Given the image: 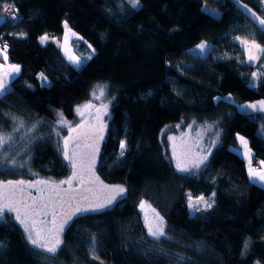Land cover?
I'll list each match as a JSON object with an SVG mask.
<instances>
[{
  "label": "trees",
  "instance_id": "1",
  "mask_svg": "<svg viewBox=\"0 0 264 264\" xmlns=\"http://www.w3.org/2000/svg\"><path fill=\"white\" fill-rule=\"evenodd\" d=\"M261 1L140 0L133 8L127 0H0V16L12 6L21 17L15 24L0 19L6 61L20 68L0 96V130L11 136L0 180L65 178L60 121L76 125L77 108L102 90L110 115L96 172L127 191L109 208L75 217L55 253L34 248L5 216L0 264H264V187L250 180L247 161L235 151L244 137L254 160L264 162V113L235 106L264 101V55L257 65L215 58L237 53V37L249 35L264 47V30L244 7L264 19ZM65 22L95 49L80 68L53 40H63ZM45 34L49 40L41 44ZM201 43L212 51L195 54ZM228 96L233 103L223 100ZM193 123L212 129L208 157L180 172L167 137ZM189 195L211 198L212 205L191 215ZM141 204L165 223L158 239L148 232Z\"/></svg>",
  "mask_w": 264,
  "mask_h": 264
},
{
  "label": "snow or ice",
  "instance_id": "2",
  "mask_svg": "<svg viewBox=\"0 0 264 264\" xmlns=\"http://www.w3.org/2000/svg\"><path fill=\"white\" fill-rule=\"evenodd\" d=\"M128 2L131 4L133 8H137L140 5V0H128ZM245 9L251 13V15L258 21L259 25L261 26L262 30H264V19H261L259 16H256L255 13L251 12V9H247V6H244ZM5 13L9 11V8L5 7L3 9ZM0 19H3L2 16H0ZM15 19V17H13ZM65 33L63 36L64 43L61 44L59 41H56V38H53L54 42H57L58 46L62 48L64 51L65 57L69 61V63L75 65L77 68H80L83 64V60L80 56L75 55L70 47L68 46V41L70 37H75L77 40L83 39L82 37H79L75 32L72 31L71 28H69L67 22L64 23ZM237 40H240L241 44L246 46V51L248 54V60L249 61H255L258 59V56L254 54L253 50H255L256 53H264V47H261L259 44L255 43L253 40L251 43L246 39H241L240 37L236 38ZM41 44L46 43L49 40V36L47 34L41 36L39 38ZM201 53L205 52L207 50V45L204 43H201L197 46ZM89 48H91V45H89ZM6 49L7 44L4 45V50L0 51V56L3 57L4 60H7L6 55ZM95 49H93V52ZM86 59L90 60L91 56L86 57ZM3 65H0V68H2ZM11 71L15 73H19L20 69L18 66L12 65L10 66ZM10 73L5 72L3 75H0V94H3L6 90L7 82H8V76ZM255 75V74H254ZM44 80H46V77H42ZM103 94V91H101V95ZM98 98V97H97ZM93 107V105L85 104L83 106L84 109H88ZM245 107L252 109L253 111H261L264 112V101L260 102L259 108H257V105L255 104H249ZM78 113L83 114L81 108H77L76 110ZM61 123H66V121L61 120ZM81 131L79 133L80 136L84 138H95L97 137V133L91 129H84L83 126H79ZM73 131H76V129H73ZM98 138H102V136H99ZM76 139V138H73ZM174 139V138H170ZM11 140V136L4 135L2 130H0V148H3L5 144H8ZM239 140L241 144L244 146L245 149L248 147V142L244 139V137H239ZM121 149L125 148V144L121 143L120 145ZM97 149L93 146V152L87 155L80 154L77 152H72V154H69L68 151V140L66 139L64 141V148H63V156L64 159L68 161L69 165L73 168L72 176L68 180H64L60 182V185L67 184L69 185V190H66L64 196H60L59 188L60 185H56L52 191L54 195H50L46 200H44L41 203H37L35 200H28L25 199L23 192L25 185V181H17V182H8L7 184L0 183V222L4 221V214L5 212L14 213V219L16 222H18L22 227L26 234V238L28 242L37 249H42L45 252L48 253H55L59 247L60 241V234L62 233L65 224L68 222L69 219H71V216L76 212H89V211H100L106 207H108L117 196L123 195L125 192V189L120 186L115 187H108L106 185H103L102 182H99V178L95 177V174L93 172L94 162H95V153ZM123 151H121V155H123ZM174 155L176 156V168L180 172H190L193 169H198L199 166L204 162L206 157H188L187 153H184L183 155H178L175 153L174 149ZM245 156L248 159V169H249V177L250 179L255 181H260L264 183V171L259 170L258 168H254L252 166V159L248 151L245 152ZM264 163V162H261ZM85 172L90 173L91 175L88 177L89 182H98L101 184L102 188L105 189L108 192V195L103 199V201H100L97 199L96 201H89L86 205L77 204L74 208L73 212H63V206L65 203H69L71 199H75V196L70 195L71 190V184L72 181L80 178L81 182L84 181V174ZM41 183H49L47 181L41 182ZM28 187H33L34 185L28 184ZM58 196L59 199H55L54 197ZM87 199V197H85ZM203 205L204 207H211V203H209L203 196H200L197 198V200L193 203L192 197L189 195V207L193 208L196 211L200 210V205ZM51 205L52 211L51 213L47 212V209ZM61 208V214L59 218L57 217L56 208ZM69 207H71V204L69 203ZM144 205L141 204V208H143ZM154 211V210H153ZM43 212L44 215H51L52 219L51 221L47 220H37V217L41 215ZM158 216V214H157ZM147 221V217H146ZM51 224V227H45L44 225ZM39 225V226H38ZM148 232L150 235L156 237L157 239L160 236L164 235L163 231V222L161 220L160 224L156 225L155 228L151 223L147 224ZM93 248L95 247L93 242Z\"/></svg>",
  "mask_w": 264,
  "mask_h": 264
},
{
  "label": "rangeland",
  "instance_id": "3",
  "mask_svg": "<svg viewBox=\"0 0 264 264\" xmlns=\"http://www.w3.org/2000/svg\"><path fill=\"white\" fill-rule=\"evenodd\" d=\"M260 3H261V5H260L261 9L264 10V0H262ZM205 11H207V12H209L212 15H215L217 17L219 16L218 11L211 9L208 6H205ZM241 39H246L250 43L252 42L249 35L245 36L244 38H241ZM56 41H59V40L56 39ZM235 42L239 45V51L237 53H232V54L226 53V52L216 53L215 58L221 59V58H224L227 56H234L236 58H239L240 60H244L245 63L250 64V65H257L259 63L260 58L264 55V53H256L255 50H253L254 54H256L258 56V59L255 61H249L248 60V54L246 51V46L241 44L240 40L235 39ZM59 43L63 44L64 41L63 40L59 41ZM81 45H83L82 39L77 40L75 37L69 38L68 46L70 47L71 51L75 55H78L81 57V59L83 60V64H84L85 62H88L92 59L93 51L91 50V48H89V46L87 44H84L82 46L83 47L82 50L78 51L77 49L80 48L79 46H81ZM207 46L208 47H207V50L205 52L201 53L199 48H196L194 50V53L197 55H200V56L207 55L209 52L212 51V47L210 45H207ZM61 50H62V48H61ZM62 53L65 56L63 50H62ZM88 56H91L90 60L86 59V57H88ZM66 60H67V58H66ZM259 72H261V71H259ZM0 75H3L1 70H0ZM259 76H260V73H256L255 79L257 80L259 78ZM44 83H45V85L49 84L48 81H46V80ZM7 88H8V83H7L5 92L3 94H0V96H3L4 94L7 93ZM101 91L102 90H98L95 93H93L91 100L88 103H86V104L90 103L91 105H93V107L88 108V109H84L83 106L85 104L80 107L83 114H80L77 112V116H78V120H79L78 123L76 125H72L69 123L62 124L61 127H63L62 128L63 131L58 133V136L56 138L57 146L61 150L62 155H63L64 141L66 139L68 140V151H69L70 155L72 154V152H77V153L84 154V155L90 154L93 152V146H94L97 149V151L95 153V162H94L93 172L95 174V177H98V178H99V176L97 175L96 170H97L99 155H100V151H101V145H102V142H103V139L105 136V131H106V128L108 125V119H109V115H110L109 106L102 102L103 94L101 95ZM218 100H220V99H217V101ZM223 100H225L229 103H233L232 98L229 96L225 97ZM260 102L261 101H258V102L252 103V104L257 105V107L259 108ZM246 105L247 104L240 106V105L235 104V106L237 108H239L241 111H243L245 113L252 112V109L245 107ZM259 112H261V111H258V113ZM261 113H264V112H261ZM81 125L83 126L84 129H91V130L95 131L97 133V137H95V138H84V137L80 136L79 133H80L81 129L79 126H81ZM73 129H76V131H73ZM211 131H212V129L208 125L196 126L193 123L187 128V130L185 132H180L179 136L173 135V134L168 135V137H167L168 151H169V155H170L171 159L173 160L175 166H176V156L174 155V149H175V153L178 155H183L184 153H187L188 157L199 158V157L203 156V157H206V159H207L208 150H209V146H208L207 142H208V137H209V134L211 133ZM99 136H102V138H98ZM73 138H76V139H73ZM170 138H174V139H170ZM214 142H216V139L215 140H214V138L211 139L210 143H214ZM235 151L242 158H244L248 163V159L245 156L246 150L242 146L239 149H235ZM0 154L2 155L0 157V159L7 157L4 154H2V148H0ZM63 158H64V156H63ZM206 159L204 160V162L206 161ZM65 161H66V164L68 167V174L65 178H63L61 180L46 179V178L41 177L40 175H33L31 178H28L26 180L25 179L17 180V181H25L26 182L25 185L23 186V188H24L23 195H24L25 199L35 200L37 203H41L44 200H46L50 195H54L52 189L56 185H60L61 181L68 180L72 176V173H73V168L69 165L67 160H65ZM252 166H253V161H252ZM260 166H261V170L264 171V163H260ZM90 175H91L90 173L85 172L83 182H81L79 177L72 181L70 195L75 196V199H71L69 201V203L71 204V207H69V203L64 204L63 212H73L75 206L78 203L81 205H86V204H88V202L90 200L96 201L97 199H99L100 201H103V199L108 195V192L102 188L100 183L89 182L88 177ZM248 175H249V170H248ZM17 181L0 180V183L7 184L8 182H17ZM44 181H47L49 183H47V184L41 183ZM99 182H102L103 185H106L110 188L115 187V186L123 187L121 185H107L100 178H99ZM260 183L262 184V182H260ZM28 184H32L34 186L28 187L27 186ZM123 188L125 189V187H123ZM66 190H69V185H67V184L60 185V188H59L60 196H64ZM126 193H127V191L125 189V192L123 193V195L117 196L115 198V200L108 207H106L104 209L109 208L110 206L115 204L117 201L124 198L126 196ZM85 197H87V199H85ZM54 198L57 200L59 199L58 196H56ZM197 198L192 197V202L194 203L197 200ZM205 200H207L212 205V199L211 198H205ZM143 205H144V207L141 209H142V213H143V217H144L146 225L148 223H151L155 228V226L160 224V222L162 220L163 231L165 232V223H164L163 219L160 217V215L155 210L153 211V209L150 206H148L147 204H143ZM199 207H200L199 211L210 208V207H204L202 204ZM104 209H102V210H104ZM51 211H52V207L50 205L49 208L47 209V212L51 213ZM199 211H196L193 208H190V214L191 215H194L195 213H197ZM93 212H98V211L74 213L71 216V219H69L68 222L65 224L64 229H63L62 233L60 234L61 243H62L63 233H64L65 229L73 221V219L75 217H77L81 214H87V213H93ZM56 213H57V217L59 218V216L61 214V208L57 207ZM157 214H158V216H157ZM14 215H15L14 213L5 212L4 217L10 216L12 219H14ZM146 217H147V221H146ZM51 219H52L51 215H44L43 212L41 213V215L39 217H37L38 221L47 220L50 222ZM16 223L19 224L18 222H16ZM44 226L45 227H51V224L49 223V224L44 225ZM21 228L23 229L22 226H21ZM61 243L59 244V246L61 245ZM40 250H42V249H40Z\"/></svg>",
  "mask_w": 264,
  "mask_h": 264
},
{
  "label": "crops",
  "instance_id": "4",
  "mask_svg": "<svg viewBox=\"0 0 264 264\" xmlns=\"http://www.w3.org/2000/svg\"><path fill=\"white\" fill-rule=\"evenodd\" d=\"M0 51H2V50H0ZM0 65H3V67L2 68H0V70H1V72L4 74L5 72H8V73H10V75L8 76V88H7V92L10 90V83L16 78V77H18V75L20 74V71H19V73H15V72H12L11 71V68H10V66H12V64H9L6 60H4L3 59V57L2 56H0ZM16 66V65H15ZM20 69V68H19ZM250 104H252V103H250ZM247 105H249V104H247ZM241 106H243V105H241ZM258 108V107H257ZM239 109V108H238ZM240 110V109H239ZM241 111V110H240ZM241 112H243V111H241ZM258 113V111H253L252 110V112H249V113H247V114H257ZM259 113H261V112H259ZM246 140V139H245ZM247 141V140H246ZM248 142V141H247ZM239 145H240V148H241V146L244 148V146L241 144V142H240V140H239ZM245 149V148H244ZM246 151H248L249 152V154H250V156H251V159L253 158V154H252V152H251V150H250V148H249V143H248V147H247V149H245ZM255 183H257V184H259L260 186H264V183H260V181H255Z\"/></svg>",
  "mask_w": 264,
  "mask_h": 264
},
{
  "label": "built area",
  "instance_id": "5",
  "mask_svg": "<svg viewBox=\"0 0 264 264\" xmlns=\"http://www.w3.org/2000/svg\"><path fill=\"white\" fill-rule=\"evenodd\" d=\"M5 7L9 8V11L7 13H5L3 11V9ZM5 7H3L1 9V13L3 15V18L6 19V20H9L11 23H14V24L18 23L21 20V17L19 15V13L17 12V10L14 7H12V6H5ZM13 17H15V19H13ZM4 45L5 44H1L0 43V50H4ZM8 49H9V46L7 45V49L6 50H8ZM252 161H253V167L254 168H258L259 170H261V167L258 165L259 164L258 161L254 160V158H252Z\"/></svg>",
  "mask_w": 264,
  "mask_h": 264
},
{
  "label": "water",
  "instance_id": "6",
  "mask_svg": "<svg viewBox=\"0 0 264 264\" xmlns=\"http://www.w3.org/2000/svg\"><path fill=\"white\" fill-rule=\"evenodd\" d=\"M127 149V146L125 145V148L124 149H121L120 148V153H121V151H125Z\"/></svg>",
  "mask_w": 264,
  "mask_h": 264
}]
</instances>
